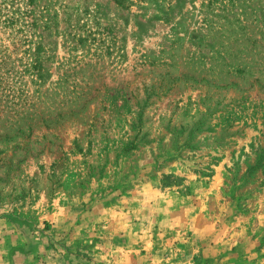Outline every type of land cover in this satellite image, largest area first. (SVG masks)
<instances>
[{
  "label": "rangeland",
  "instance_id": "1",
  "mask_svg": "<svg viewBox=\"0 0 264 264\" xmlns=\"http://www.w3.org/2000/svg\"><path fill=\"white\" fill-rule=\"evenodd\" d=\"M0 249L264 264V0H0Z\"/></svg>",
  "mask_w": 264,
  "mask_h": 264
},
{
  "label": "crops",
  "instance_id": "2",
  "mask_svg": "<svg viewBox=\"0 0 264 264\" xmlns=\"http://www.w3.org/2000/svg\"><path fill=\"white\" fill-rule=\"evenodd\" d=\"M71 217V215H68V217L56 216L50 223L51 232L54 233L55 236H59L71 224ZM130 238L132 241L130 247L133 253H139L140 256V251L143 252V250H146L145 255L151 256L150 252L155 248L156 244L153 232L146 230L141 231L133 227ZM149 249H151V251ZM7 254L8 252L6 250L0 249V264H8L6 259L8 256ZM70 259L69 257V261Z\"/></svg>",
  "mask_w": 264,
  "mask_h": 264
},
{
  "label": "trees",
  "instance_id": "3",
  "mask_svg": "<svg viewBox=\"0 0 264 264\" xmlns=\"http://www.w3.org/2000/svg\"><path fill=\"white\" fill-rule=\"evenodd\" d=\"M26 1V5H33L34 4V0H25ZM115 2L116 3H121V0H115ZM31 11H29V13H30ZM28 12H27V14H29ZM31 19H32V25H35L36 24V20L33 18V17H31ZM6 22H7V24H9V26H12V25H14V23H15V19H11V18H9V19H7L6 20Z\"/></svg>",
  "mask_w": 264,
  "mask_h": 264
}]
</instances>
